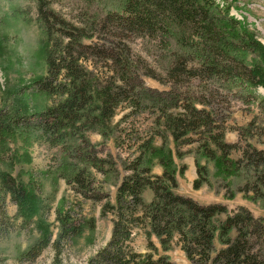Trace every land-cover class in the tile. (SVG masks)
<instances>
[{"label":"trees","instance_id":"1","mask_svg":"<svg viewBox=\"0 0 264 264\" xmlns=\"http://www.w3.org/2000/svg\"><path fill=\"white\" fill-rule=\"evenodd\" d=\"M30 1L43 36V72L31 86L49 102L0 109V163L9 168L0 170V235L13 225L6 198L20 226L35 222L38 231L19 260L33 263L50 247V264H71L65 247L95 231L93 216L61 198L52 238L38 177L11 171L41 146L52 151L41 174L62 179L77 205L97 203L110 218L108 241L80 264H178L169 254L175 245L189 264H264V217L176 191L191 155L194 189L264 205V93L257 91H264V45L256 33L216 0H74L82 4L78 20L52 0ZM134 40L160 72L133 54ZM145 77L166 88L147 86ZM233 102L257 112L229 124ZM138 232L143 251L133 245Z\"/></svg>","mask_w":264,"mask_h":264},{"label":"rangeland","instance_id":"2","mask_svg":"<svg viewBox=\"0 0 264 264\" xmlns=\"http://www.w3.org/2000/svg\"><path fill=\"white\" fill-rule=\"evenodd\" d=\"M221 5H228L229 14L247 23L248 27L256 33L258 40L264 45V0H216ZM52 7L62 13L70 20H78L82 4L74 0H52ZM43 36L42 31L35 18V6L30 0H0V109H9L17 105V101L25 102L29 109L42 107L49 102L40 94H34L31 82L43 72L40 50L38 49ZM133 54L141 56L153 67L156 72H160L157 63L152 55L146 52L140 40L130 42ZM147 86L157 89L166 88L157 80L151 77L144 78ZM258 93L264 91L258 87ZM233 118L229 124H244L247 122L251 113L257 112L255 104H245L233 102ZM121 114L118 112L115 119ZM141 122V118L139 119ZM138 125V123H137ZM141 126H145L142 123ZM91 140H99L96 133L89 134ZM227 141L235 142L237 134L227 131L225 134ZM107 147L114 150L113 143L108 142ZM264 147V146H263ZM32 156V161L27 164H16L11 169L16 174L19 169L33 172L38 177L41 184L38 194L46 213L41 214V218L47 221L52 230V238L56 233V222L54 220L55 208L58 201L64 198L66 204L72 206L74 210H80L86 216H93L95 219V231L89 238L87 233L77 239L74 244L66 246L64 249V260L71 264H80L92 256L99 248L106 244L110 236L111 223L109 217H101L99 205L90 201L82 202V207L75 202L79 197L66 186L62 179L54 180L49 176H44L41 172L49 163L50 154L44 147H30L28 149ZM186 169L182 177L178 178L176 191L197 200L199 203L223 202L228 208L234 209L239 205L246 206L255 216L264 217V205L254 204L242 199L237 195L232 200L223 199L215 196L204 185L198 189L192 187V181L196 177L193 158L187 155L182 160ZM6 165H8L6 163ZM0 163V170L9 169ZM154 172L158 173V167H154ZM23 178H27L26 175ZM146 199L150 198V191L144 193ZM6 211L11 217L12 226L7 232L0 235V264H50L53 251L50 247L46 248L41 255L33 262L26 263L19 260L20 253L25 250L30 243L37 237L38 231L35 222L30 223L29 227H21L20 219L15 215V205L6 198ZM134 247L143 251L145 248L142 234L138 232L135 236ZM171 258L178 264H189L183 252L178 246H174L169 252Z\"/></svg>","mask_w":264,"mask_h":264},{"label":"crops","instance_id":"3","mask_svg":"<svg viewBox=\"0 0 264 264\" xmlns=\"http://www.w3.org/2000/svg\"><path fill=\"white\" fill-rule=\"evenodd\" d=\"M157 172H159V168H158V171Z\"/></svg>","mask_w":264,"mask_h":264}]
</instances>
